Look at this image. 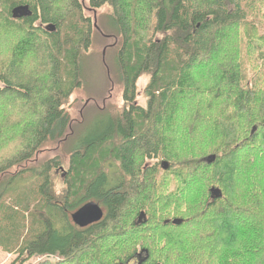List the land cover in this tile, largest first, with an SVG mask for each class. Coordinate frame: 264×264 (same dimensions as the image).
<instances>
[{"label":"trees","instance_id":"obj_1","mask_svg":"<svg viewBox=\"0 0 264 264\" xmlns=\"http://www.w3.org/2000/svg\"><path fill=\"white\" fill-rule=\"evenodd\" d=\"M59 1L0 0V6L3 7L0 11V38L6 36L12 42L9 59L0 61V82L3 84V88L0 89V138L5 135V129L11 128L2 129L4 124L14 118L12 114H8L11 107L21 103L27 109L22 114L27 113L30 116L20 128L22 150L6 160V165H0V176L5 173V168L9 165L19 169L23 164L30 162L39 146L46 141H59L70 126L69 117L63 112L62 105L64 100L80 86L81 67L78 66V52L81 46L85 50L88 49L92 25L83 17L82 6L78 0H67L69 10L65 15L58 13L56 9ZM263 3L264 0H89L90 6L96 10L105 6L112 10L108 23L124 39L119 52L122 62L129 43L128 38L134 32L133 28L140 27L143 31H149L152 26V34L162 38L158 42L148 41L149 45L142 58L139 56L136 67L129 72L125 70L124 73L127 85L133 90L134 83L141 75H150L147 89L150 98L148 109L130 105L129 109L122 112L117 119H112L108 115L96 119L77 140L76 150L88 153L104 141L114 138L127 140L116 148L115 154L121 158L125 172L134 175L135 152L152 156L158 152L159 147L156 144L150 146L146 141L148 135H153L151 132L135 137L136 130L133 125L136 127V123L131 115L137 114L144 118L150 113L149 109L153 105L159 104L157 110L160 111L162 118L169 115V109L179 108V101L183 100L186 105L194 102L191 99L185 102L181 91L191 94L192 90L183 87V84L194 80L192 74L197 67L214 68L212 76L215 80L211 79V90L203 91L201 94H210L211 96L207 95L205 98H213V101L221 106L219 113H216L217 116L226 112L227 104L236 108L223 124L234 126L244 114H252L255 105L249 101L253 102L255 98L249 91L243 92L238 87L240 67L236 69L231 59L219 56L226 51L231 40L230 35L236 37L240 27L246 30L243 34H247L245 25L248 21L249 34L258 38L255 31L258 25L255 20L264 17V12H261L259 7V4ZM19 7H27L29 15L14 18L13 10ZM252 13L256 16L252 17ZM74 17H76L75 21H73ZM71 20L75 22L76 32L69 29ZM79 22L82 24L80 25ZM19 23L21 24L18 25ZM66 47L72 49L71 56L78 64L75 63L69 72L64 73L62 56L65 51L67 52ZM170 54L175 59L169 62L167 59ZM30 62H35L36 66L28 70ZM174 62L179 63L171 64ZM118 64L121 65L120 60ZM129 74L132 76L130 77ZM156 90L159 93L158 97L154 96ZM126 97L127 93L124 98L125 101L130 102L131 97L130 99ZM232 97L235 99H231ZM154 99L157 102L154 103ZM260 109L264 112V106ZM205 111L201 106H190L189 117L193 126L195 123H201V120L210 118L202 115ZM262 120L261 125L255 127L264 132V118ZM220 128L221 125L218 127L216 123L207 125V129L225 137L227 126ZM157 129H163V125H159ZM17 130L18 128L15 127L8 131L17 133ZM257 130L253 136L236 147L212 155L215 156L212 163L207 162L210 156L202 159V162H186L185 169L192 172L185 177V188L188 189L191 178H194L197 174L196 170L200 167L215 168L214 177L218 176L222 180L229 182L235 180L236 184L242 181V177L245 176L242 174L245 169L244 163L247 164L250 158L247 147L249 142L253 143L257 138L258 135L254 136ZM52 164L53 162H50L41 166L39 171L25 170L42 176V181L36 188L38 197L33 200L31 199L33 195L24 189L25 184L21 182L24 170L10 179L0 180V248L6 253L17 255L11 264H25L33 257L43 256L58 257V263L53 264H108L104 262L113 256L112 250H117L116 246H109L110 239L122 234L124 228L137 229L148 225L149 222L136 224L137 222L133 223L130 219L135 207L137 205L142 207L146 202L147 194H150V188L146 189V187L149 186L152 190L151 180L144 183L141 181L139 187H136L138 191L132 193L135 196L133 205L129 201L130 195L115 191L117 185H113L108 180L107 174L101 170L84 186L82 198L77 197L69 202V196L73 194L72 186L69 185L70 193L64 205L58 206L53 200L52 186L46 174ZM150 175L149 170L142 173V177L145 178ZM244 180L248 183L250 180L254 181L251 177ZM245 186L247 183L241 188ZM157 187L161 188L160 185ZM219 190L221 198H210L203 212L194 220L170 219L183 220L180 226L163 225L165 220L156 224V229H159L156 231L162 234L165 240L164 246L170 247L169 251H171L165 264L234 263L237 252L230 249L233 244L229 243L241 235L240 231L245 227V221L250 219L246 218L244 213L249 215V212L243 210L242 212L241 209L227 204L223 200V191ZM156 198L160 201L165 199L158 192ZM90 201L97 203L103 209V220L88 228L79 229L71 223L70 216ZM130 208L129 214L123 217V211ZM36 211L44 213L45 217L42 219L34 217ZM140 213L144 212H138V217ZM144 215L148 221L147 215L145 213ZM26 218L30 221V227L24 235ZM112 229L115 231L112 232ZM31 232L34 233L33 236H29ZM168 232L171 233L165 236L164 234ZM136 235V232L130 233L126 241H130L128 238H134ZM237 243L248 244L247 240H239ZM261 247L264 251V245ZM263 251L253 252V256L251 255L253 261H248V264H264ZM141 252L139 264H162L152 262L147 249H142ZM134 257L126 255L124 260L113 258L110 262L116 264V260H120L123 264H128Z\"/></svg>","mask_w":264,"mask_h":264},{"label":"rangeland","instance_id":"obj_2","mask_svg":"<svg viewBox=\"0 0 264 264\" xmlns=\"http://www.w3.org/2000/svg\"><path fill=\"white\" fill-rule=\"evenodd\" d=\"M78 2L82 6L83 17L90 21L92 28L88 49L85 50L82 46L79 47V64L73 60V56H71L73 51L71 48L67 49L68 46L65 48L67 52L65 51L62 56L64 73L69 72L75 63L81 67L80 86L71 93L68 99L64 100L62 105L63 112L69 117L70 126L59 141H46L39 146L29 160L30 162L23 164L21 168L7 166L5 173L0 176V180L10 179L15 174H21L20 172L24 170L21 182L25 184L24 189L33 195L31 198L33 200L38 197L36 188L41 183L42 176L31 174L25 170L35 169L39 171L41 166L53 162L51 167L47 169L46 174L48 175L49 184L52 186L53 200L58 206L64 205L67 195L70 193L69 185L72 186L71 190L73 191V194L69 196V202L77 197L82 198L84 186L101 170L107 174L108 180L113 185H117L115 191L130 195L129 201L133 205L135 204V196L132 193L138 191L136 187H139L141 181L144 183L151 180L152 190L151 187H146V189L150 188V194H147L146 202L143 203L142 207L140 205L135 207V212L131 214L132 219H130L135 223L138 219L137 213L144 212L147 215L148 221L146 222H149L148 225L137 229L124 228L125 231L122 234L110 239L109 246H116L117 250H112L114 253L110 259H104L106 260L104 263L108 264H113L110 262L113 258L124 260L126 255L131 257L136 255L137 257L142 249L149 251L152 262L165 264L171 251H169L170 247L164 246L165 240L161 236L162 234L156 231L159 230L156 229V224L171 218L194 220L203 212L206 203L210 201L211 194L209 191L211 188H219L223 191V200L227 204L233 205L241 211L249 212V215L244 213L246 218L250 219L245 221V227L240 231L241 235L229 243L233 244L230 249L237 252L233 264H248V261H253V252L263 251L261 246L264 245V137L261 138L264 132L261 129L257 130V134L254 135H258L257 138L253 143L249 142V147L246 146L250 158L247 164L244 163V172L246 173L242 172L243 176L245 174L242 181L236 184L235 180L229 182L222 180L220 177L218 178V176L214 177L213 172L216 169L213 167L209 169L200 167L197 169V174L194 178H191L188 189L185 188L184 180L186 175L192 172L185 169L186 162H202V159H206L207 156L221 154L226 149L236 147L248 137L253 136L251 135L252 128L260 126L263 121L264 112L260 108L264 106V17L255 20L258 25L255 30L258 38L249 34L248 21V24L245 25L248 30L247 34H243L246 30L244 28L242 30L240 27L236 37L230 35L231 40L226 51L219 56L220 58L224 56L225 59H231L236 65V69L240 67L238 87L243 92L249 91L255 98L253 102L249 101L255 105L252 114H244L242 119L238 120L234 126L223 124L236 108L227 104L226 112L217 116L216 113H219L221 106L216 104L213 98H205L207 95L211 96L210 94H201L203 91L211 90V79L215 80L212 76L214 68H195L192 74L194 80L183 84V87L192 90L191 94L181 91L185 102H188V99L194 102L186 105L183 100L179 101V108L176 110L169 109V115L162 116L163 119L159 114L160 111L157 110L159 104L153 105L149 109L150 113L144 118L137 114L131 115L137 127L133 125L134 130H136L135 137L151 132L153 135H148L149 138L146 141L150 146L156 144L159 147L158 152L152 156L142 155L139 151L135 152L133 156L134 175H132L125 172V168L121 165V158L115 154L116 148L126 143L127 140L114 138L104 141L88 153L85 152L86 154L82 150H76V142L91 127L92 123L100 117L108 115L112 119H117L122 112L129 109L130 105L135 108L148 109L150 98L147 95V89L150 84V75H141L134 83L133 90L131 86L127 85L124 73L125 70L129 72L136 67L139 56L142 58L145 49L149 45L148 41L158 42L162 37L152 34V26L149 31H143L140 27L133 28L134 32L128 38L129 43L122 62L119 58V52L122 49L124 39L108 23L112 10L107 6L96 10L90 6L89 0H78ZM259 5L261 12H264V3ZM2 9L3 7L0 6V11ZM56 9L58 13L65 15L69 10L67 0H60ZM251 16L254 17L256 14L252 13ZM75 20L76 17L73 18V21ZM73 21H70L69 29L76 32L77 27ZM79 24L82 23L79 22ZM11 48V40L6 36L1 37L0 61L1 59H9ZM172 59L175 58L170 54L167 61L170 62ZM119 60L121 65L118 64ZM181 60L184 61V59ZM35 66V62H30L28 70ZM1 88H3V84L0 82ZM125 93H127L126 99L131 97L130 102L125 101ZM154 96H159L157 90L154 92ZM231 99L235 98L232 97ZM257 99L259 100L257 101ZM190 106L203 107L206 111L202 115L210 118L201 120V123H195L193 126L189 117ZM26 110L21 103H17L8 110V114H12L14 118L6 125L4 124L2 129L11 127L8 130H12L17 127L18 130L17 133L10 132L7 129L4 130L5 135L0 138V165H6L8 159L22 150L23 143L20 137V128L23 127L25 121L30 119L27 113L22 114ZM213 123H216L218 127L221 125V128L224 125L227 126L225 137L207 129V125ZM161 124L163 129L158 130L157 127ZM227 136L229 137L228 140ZM162 162L169 164L168 170L162 169ZM146 170H149L151 175L145 178L142 177V173ZM191 170L194 169L191 168ZM248 177L253 178V180L256 179L254 181L250 180L252 183H248L244 180ZM244 182L247 183V186L241 188L245 184ZM158 185L161 188L157 187ZM157 192L165 197L163 201L156 198ZM8 202L9 200H7ZM131 208L123 211V217L129 214ZM34 217L42 219L45 214L36 211ZM191 225L192 223L189 224V227ZM25 226L24 235L30 227L28 218H26ZM168 229L173 230V228ZM113 231L115 229H112ZM133 232H136L137 235L134 238H128L130 241H126L127 235ZM33 235V232L29 234V236ZM239 240H247L248 244H238L237 241ZM16 257L15 253L9 254L0 248V264H11ZM57 261H59L58 257L43 256L33 257L25 264H53ZM116 264H123V262L116 260ZM130 264H136V262L132 261Z\"/></svg>","mask_w":264,"mask_h":264},{"label":"water","instance_id":"obj_3","mask_svg":"<svg viewBox=\"0 0 264 264\" xmlns=\"http://www.w3.org/2000/svg\"><path fill=\"white\" fill-rule=\"evenodd\" d=\"M29 15V10L27 7H19L13 10V17L20 18ZM54 27L51 28L53 30ZM257 128L253 127L251 130V135L256 132ZM215 160V156H210L207 158L208 163H212ZM161 167L163 170L169 169V164L167 162H162ZM212 199L221 198V192L218 189L212 188L210 190ZM104 217L103 209L95 202L90 201L83 204L80 208H78L75 212H73L70 216L72 223L80 228H86L88 226L99 223ZM146 222V216L144 213H140L138 217V222L136 224H142ZM184 221L181 219H173L172 221H164L163 225H168L169 223L174 226L182 225Z\"/></svg>","mask_w":264,"mask_h":264},{"label":"flooded vegetation","instance_id":"obj_4","mask_svg":"<svg viewBox=\"0 0 264 264\" xmlns=\"http://www.w3.org/2000/svg\"><path fill=\"white\" fill-rule=\"evenodd\" d=\"M140 215V214H139ZM173 220V219H172ZM172 220H170V219H168V220H165V221H172ZM137 222H138V219H137ZM170 224V223H169ZM168 224V225H169ZM172 225V224H171ZM89 227V226H88ZM88 227H86V228H88ZM78 228V227H77ZM83 229H85V228H83ZM141 256H142V252L137 256V257H134L133 259H131L129 262H128V264H130L132 261H135L136 262V264H139L138 263V261H140L141 260Z\"/></svg>","mask_w":264,"mask_h":264}]
</instances>
